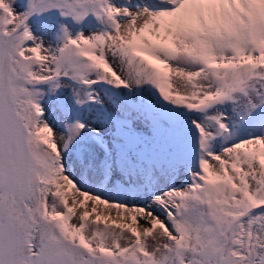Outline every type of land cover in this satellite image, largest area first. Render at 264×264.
I'll use <instances>...</instances> for the list:
<instances>
[{
  "label": "rangeland",
  "instance_id": "1",
  "mask_svg": "<svg viewBox=\"0 0 264 264\" xmlns=\"http://www.w3.org/2000/svg\"><path fill=\"white\" fill-rule=\"evenodd\" d=\"M34 3L0 0V35L16 31L10 90L32 157L24 204L13 215L27 238L26 264H62L66 258L67 264H230L234 248L260 245L264 254L258 242L264 232V50L262 57L249 46L241 56L225 51L223 66L217 59L206 66L200 47L181 40L162 47L134 21L110 29L113 19H121L111 17L110 0H44L33 10ZM133 47L168 59L159 97L150 93L156 70L146 69ZM91 50L95 58L86 59ZM100 55L119 77L101 67ZM192 122L203 127L202 135ZM119 150L125 158L109 186L116 194L150 204L157 191L189 188L179 196L167 234L98 223L62 200L66 165L78 164L76 153L99 178L103 162H113ZM241 225L255 232L253 239L236 242ZM5 249L15 258L10 246Z\"/></svg>",
  "mask_w": 264,
  "mask_h": 264
},
{
  "label": "bare ground",
  "instance_id": "2",
  "mask_svg": "<svg viewBox=\"0 0 264 264\" xmlns=\"http://www.w3.org/2000/svg\"><path fill=\"white\" fill-rule=\"evenodd\" d=\"M110 1L112 14L121 17L114 20L118 27L123 28L134 21L148 31L151 38L162 47H171L178 40L196 45L202 49L205 63L217 59L223 66L225 51L241 56L247 46L251 50H264V0H150L149 3L144 0ZM153 7H158V10ZM1 40L5 46L9 43V37H2ZM106 68L115 78L119 77L118 72L107 63ZM8 117L7 104L0 102V126L5 136L10 137ZM259 142L262 140H256L254 144L258 145ZM114 163L117 165L116 161ZM207 172L213 175L216 170L208 168ZM74 184H79V179L73 172L61 182L63 190L61 198L75 213L85 215L98 223H115L132 229L139 228L141 233L148 228L167 234L169 218L175 215L179 196L185 195L183 192L189 190L181 186L161 190L152 197L155 199L150 204H145L143 201L137 202L118 193L103 197L82 184H79L77 189ZM169 210L170 215L166 213ZM254 233L250 227L245 228L241 225L233 237L239 243L241 240L253 239ZM258 242L264 243V232L259 234ZM261 251L262 245L257 250L250 247L245 251L234 248L230 264H264V254ZM258 258L261 261H257Z\"/></svg>",
  "mask_w": 264,
  "mask_h": 264
},
{
  "label": "flooded vegetation",
  "instance_id": "3",
  "mask_svg": "<svg viewBox=\"0 0 264 264\" xmlns=\"http://www.w3.org/2000/svg\"><path fill=\"white\" fill-rule=\"evenodd\" d=\"M0 129L2 130H0V264H26L25 260L28 259L29 255H27L25 249L27 238L25 237L24 231L16 230L15 223H17L18 219L13 215L19 205L24 204L23 198L25 197L26 190L25 181L28 169L31 166L32 157L26 146L24 136L23 142H20L14 137L5 136L3 129ZM3 167L5 168L3 169ZM7 179L9 181H7ZM13 197L16 198L14 199ZM7 246H10L11 250L14 248L13 253L16 255L15 258L14 255H10L11 252L5 249ZM23 253L25 256H18V254ZM75 258L79 259V255ZM40 260V256H38L37 262L40 263ZM68 261L67 258L63 259L62 264H67Z\"/></svg>",
  "mask_w": 264,
  "mask_h": 264
},
{
  "label": "water",
  "instance_id": "4",
  "mask_svg": "<svg viewBox=\"0 0 264 264\" xmlns=\"http://www.w3.org/2000/svg\"><path fill=\"white\" fill-rule=\"evenodd\" d=\"M42 0H36V4H39ZM15 33H12L9 37V43L5 46V43L1 38L5 36H0V102L7 104L9 121V129L11 132H16L18 138H22V130L19 116L15 107V102L11 94V83L14 79V70L12 65V55L11 47L12 41L14 39ZM2 106V104H1ZM70 146L73 148L75 145L71 143Z\"/></svg>",
  "mask_w": 264,
  "mask_h": 264
}]
</instances>
